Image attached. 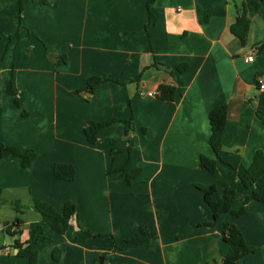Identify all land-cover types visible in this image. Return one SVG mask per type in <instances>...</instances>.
<instances>
[{"label": "crops", "instance_id": "obj_1", "mask_svg": "<svg viewBox=\"0 0 264 264\" xmlns=\"http://www.w3.org/2000/svg\"><path fill=\"white\" fill-rule=\"evenodd\" d=\"M147 1L22 0L20 14V0H0V141L37 153L28 167L0 157V197L27 206L39 199L59 212L64 202L75 204L62 235L31 208L1 205L0 222L17 217L22 225L15 236L0 226V264H29L12 244L38 225L48 237L38 264L220 261L229 249L224 221L254 248L238 264H264V202L244 201L241 179L255 151L264 150V6L250 17L242 44L230 25L243 0H153L150 10ZM252 49L254 60L246 62ZM61 55L65 62L55 66ZM95 75L108 80L83 90ZM160 84L176 87L173 100L156 96ZM223 103L217 156L208 114ZM108 120L89 143L84 128ZM200 155L216 159L241 214L204 225L213 212L196 185L216 179ZM57 162L74 165L72 180L54 175ZM141 225L156 236L114 248Z\"/></svg>", "mask_w": 264, "mask_h": 264}, {"label": "trees", "instance_id": "obj_2", "mask_svg": "<svg viewBox=\"0 0 264 264\" xmlns=\"http://www.w3.org/2000/svg\"><path fill=\"white\" fill-rule=\"evenodd\" d=\"M153 0L147 1V8L150 10V4ZM20 14L23 11L22 0H20ZM264 6V0H243L241 2L240 11L236 17V20L230 25V31L234 34L242 44L246 42L250 17L256 14L260 6ZM149 13V20L152 17L151 11ZM149 24V23H148ZM146 24V27L147 25ZM264 49V42L258 45V51ZM55 66H58L65 62L64 55L56 57L52 60ZM186 66L181 65L178 70L184 69ZM108 78L100 76H91L87 80L86 86L83 90L92 93L94 90ZM10 92L14 95V101L18 107H21L13 88H10ZM176 87L171 84H160L158 86V92L156 96L165 101H171L175 97ZM23 115L27 113L23 110ZM227 116L226 104H218L214 106L209 114V124L211 128V134L209 137V144L218 156L222 149V135L224 132ZM113 120L104 122H91L84 128V134L89 143H94L98 131L105 125L111 123ZM37 153L33 148L22 149L18 146L8 145L0 141V157L1 158H15L20 161L23 167H28L32 160L36 157ZM200 164L203 168L211 172L216 183L210 185L197 184L196 187L200 189L204 197L205 202L211 208L213 212V221L204 223V225L211 226L219 218L221 214L239 215L244 209L239 210L232 209V203L235 198V190L228 185L224 178L219 174L216 168V159L210 158L205 155H200ZM54 175L63 180H72L75 176V168L72 163L57 162L53 166ZM243 184L248 189V193L244 197V201L254 199L264 202V150L257 149L254 153L252 162L245 168L241 176ZM1 205H12L18 212H22L25 208H31L40 213L42 223L49 225L58 235H62L67 230L70 222L75 217V204L71 201L64 202L62 211L59 212L50 203L34 199L31 206L22 205L18 200L11 198L0 197ZM22 221L15 217L11 221L0 222V226L4 232L15 236L20 232V226ZM140 231L134 236L124 240V244L119 246L115 242L114 248H127L131 245H138L147 242L150 238L155 237L156 233L149 232L145 226H140ZM29 239L21 241L14 239L12 246L17 249L16 255L28 259L29 264H38V253L43 248L44 243L48 240V237L43 234L41 225L29 231ZM222 239L228 244L229 249L226 255H224L220 261L211 257L203 264H238V260L254 251V248L249 245L244 239L240 230L228 221L223 223V236ZM58 250L53 251L54 260L57 262L58 257L56 253ZM95 263V261H94Z\"/></svg>", "mask_w": 264, "mask_h": 264}, {"label": "built area", "instance_id": "obj_3", "mask_svg": "<svg viewBox=\"0 0 264 264\" xmlns=\"http://www.w3.org/2000/svg\"><path fill=\"white\" fill-rule=\"evenodd\" d=\"M254 55H255V49H252L250 51V53H248L246 56H245V61L246 62H252L254 60ZM259 87L261 89H264V84H260ZM158 92V89L155 90V93Z\"/></svg>", "mask_w": 264, "mask_h": 264}, {"label": "rangeland", "instance_id": "obj_4", "mask_svg": "<svg viewBox=\"0 0 264 264\" xmlns=\"http://www.w3.org/2000/svg\"><path fill=\"white\" fill-rule=\"evenodd\" d=\"M28 208H25V210ZM22 212H24V209L22 210ZM4 236H7V233L3 231Z\"/></svg>", "mask_w": 264, "mask_h": 264}]
</instances>
